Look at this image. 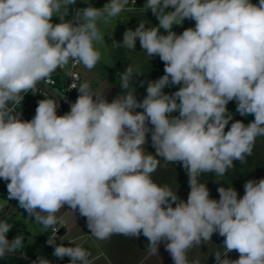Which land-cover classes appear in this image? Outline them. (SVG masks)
<instances>
[{"label": "clouds", "instance_id": "clouds-1", "mask_svg": "<svg viewBox=\"0 0 264 264\" xmlns=\"http://www.w3.org/2000/svg\"><path fill=\"white\" fill-rule=\"evenodd\" d=\"M76 3L0 0V178L7 182V200L52 230L47 243L69 264L92 261L72 240L74 246L55 243L57 225L64 223L57 213L66 207L86 218L95 239L143 235L152 255L163 243L173 264H202L188 253L213 234L224 238L223 252L212 253L215 264H264V178L247 180L242 197L221 185L219 199L199 180L209 173L225 176L264 137V0H146L143 9L158 25L141 21L122 42L114 41L135 50L139 39L147 56L164 63V75L147 82L142 100L130 89L142 74L128 65L118 74L123 91L111 102L72 75L70 88L79 95L70 111L57 115V101L42 99L34 117L23 120L16 106L41 81L51 83L70 61L96 67L101 51L95 45L105 41L99 25L110 24L136 0L88 4L66 19ZM185 19L195 26L177 34L173 26ZM171 86L179 87L165 93ZM232 101L236 113L253 119H234L227 107ZM149 134L154 153L145 151ZM160 159L185 169L186 200L153 180ZM11 229L0 220V257L24 246L23 236L9 240ZM233 251L237 259L228 257ZM32 264L53 262L39 256Z\"/></svg>", "mask_w": 264, "mask_h": 264}, {"label": "rangeland", "instance_id": "rangeland-1", "mask_svg": "<svg viewBox=\"0 0 264 264\" xmlns=\"http://www.w3.org/2000/svg\"><path fill=\"white\" fill-rule=\"evenodd\" d=\"M108 0H77V3L70 6V12L66 19H71L75 14V9L87 7L88 4H92L94 7L102 8ZM146 0H136L135 5H131L128 10L122 12L118 17L108 24H100L101 32L105 36L103 44H96L95 47L101 51V60L97 63L96 67L88 70L83 65L79 67L81 75L84 76V81L90 83L93 91L104 92L105 98L111 102L112 99L117 97L123 91L119 84L118 74L122 73L128 65H131L134 69H139L142 75L134 77L130 89L135 88V95L138 100H142L146 96L147 82L156 80L164 75V63L160 60L159 56L153 58L147 56L140 46L139 39L136 41V49L128 50L123 47H117L114 41L122 42L123 34L126 30H135L138 27L139 22H146V27L158 25L157 18L152 14L151 10L146 12L143 9ZM253 3H258V0H252ZM171 10V9H169ZM55 18H53V21ZM55 23V22H54ZM57 23H59V17H57ZM195 21L185 19L181 25H174L173 31L177 34L182 33L188 27H194ZM161 33L166 34L163 29ZM141 81L144 84L141 85ZM179 86L165 87L164 92L171 94L176 91ZM79 93H77L78 97ZM228 110L233 113L234 119L243 120L246 124L253 119L252 116H241L236 113V102H229L227 105ZM141 111V109H137ZM172 115H178L173 113ZM230 126V125H229ZM145 151L154 153L155 149L151 146L150 134L149 141L145 145ZM247 163H250V167H246ZM152 178L155 182L164 185H169L174 191H177V195L180 199L186 200L190 191L188 184V176L185 169L179 164H166L163 159H160V166ZM264 178V137H258L253 148L251 156L247 157L246 161L241 163L234 161V168L229 169L223 177H217L214 173L204 174L199 177L200 182L206 183L210 190V197L219 199L217 188L221 185L227 187H234L239 196L244 194V184L249 179L259 180ZM216 180H221L217 183ZM10 205V200H7V182L0 178V215L4 214ZM17 211L15 214L10 215L9 218L3 220L11 224L10 220L17 217ZM19 232L24 228L20 225L18 227ZM17 235L23 236L18 231ZM31 237L26 238L23 248L27 244L33 243V240L37 234L35 230L29 228ZM42 232V231H40ZM223 237L218 234H213L212 241L207 242L206 245L197 246L192 248L188 257L192 259H200L202 264H215L212 253L214 251L223 252ZM230 259H237L239 257L238 252L233 251L228 254Z\"/></svg>", "mask_w": 264, "mask_h": 264}, {"label": "crops", "instance_id": "crops-1", "mask_svg": "<svg viewBox=\"0 0 264 264\" xmlns=\"http://www.w3.org/2000/svg\"><path fill=\"white\" fill-rule=\"evenodd\" d=\"M53 18H55L53 22L57 23V17ZM82 77L84 80L83 75ZM250 165V163H247L246 167H250ZM17 203L16 201L11 215L17 211L18 216L14 217L13 221L24 227L28 237H31L29 228L35 230L37 234L33 241L52 232L51 229H44L41 225L28 218L27 213L20 209ZM57 216L64 221L63 225L58 224L57 227H60V231L65 230V233L61 236L64 239L63 241L58 235L55 241L56 245L63 243L64 246H82L91 253L89 260L92 261V264H173L169 253L165 251L163 243L159 246V254L152 255L147 250L148 241L143 235L139 238H126L122 235H114L110 240L100 241L91 235L90 230L87 228L86 218L81 217L78 212L74 213L66 207L61 209ZM68 240L74 241V245L70 244ZM56 264H69V258L58 259Z\"/></svg>", "mask_w": 264, "mask_h": 264}, {"label": "built area", "instance_id": "built-area-1", "mask_svg": "<svg viewBox=\"0 0 264 264\" xmlns=\"http://www.w3.org/2000/svg\"><path fill=\"white\" fill-rule=\"evenodd\" d=\"M82 64H69L62 70L54 72L51 76V83L41 81L37 85L38 89L36 93L31 92L25 94L24 100L21 105L16 106V111L21 112V119L31 120L35 115V110L38 106V102L42 99H55L57 101V115H63L70 111V106L77 99V89L70 88L73 82L72 75L79 76L80 82H83V77L80 74L79 67ZM59 231H57L56 239L58 238ZM52 237V232L49 234V238Z\"/></svg>", "mask_w": 264, "mask_h": 264}, {"label": "trees", "instance_id": "trees-1", "mask_svg": "<svg viewBox=\"0 0 264 264\" xmlns=\"http://www.w3.org/2000/svg\"><path fill=\"white\" fill-rule=\"evenodd\" d=\"M10 222L12 225V229L7 234L9 240H11L15 236H17L16 231L19 232L18 227L21 225L17 222H14L13 220H10ZM19 233H21L23 235L24 242H25L26 238L28 236L27 232L23 229V230H20ZM48 238H49V235H47L45 237L37 238L35 241H33V243L27 244L25 248H21V249L15 251L14 253L22 254V255L28 256L30 258H33L35 260H37V258L39 256H42V257H45V258L51 260L53 262V264H56V260H58L59 258H57L53 255L54 246L49 245L47 243ZM0 264H31V263L20 260V259L12 258V257H5V258H0Z\"/></svg>", "mask_w": 264, "mask_h": 264}, {"label": "water", "instance_id": "water-1", "mask_svg": "<svg viewBox=\"0 0 264 264\" xmlns=\"http://www.w3.org/2000/svg\"><path fill=\"white\" fill-rule=\"evenodd\" d=\"M15 203H16V200H10V205H9L7 211L4 214L0 215V220H5L12 214L14 207H15ZM64 233H65V230L60 231L59 236L61 237ZM5 257H12V258L20 259V260L29 262L31 264L33 261H36L33 258H30V257L22 255V254H18V253H10V254L5 255L4 257H0V258H5Z\"/></svg>", "mask_w": 264, "mask_h": 264}]
</instances>
